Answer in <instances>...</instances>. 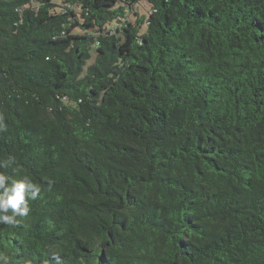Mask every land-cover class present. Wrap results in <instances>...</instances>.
Instances as JSON below:
<instances>
[{
    "label": "trees",
    "instance_id": "1",
    "mask_svg": "<svg viewBox=\"0 0 264 264\" xmlns=\"http://www.w3.org/2000/svg\"><path fill=\"white\" fill-rule=\"evenodd\" d=\"M0 115L9 264H264V0H0Z\"/></svg>",
    "mask_w": 264,
    "mask_h": 264
},
{
    "label": "clouds",
    "instance_id": "2",
    "mask_svg": "<svg viewBox=\"0 0 264 264\" xmlns=\"http://www.w3.org/2000/svg\"><path fill=\"white\" fill-rule=\"evenodd\" d=\"M6 127L0 115V132ZM42 191L41 184L16 165L15 157L0 159V224L19 226L32 210L30 201L39 199ZM0 264H9V257L0 253Z\"/></svg>",
    "mask_w": 264,
    "mask_h": 264
},
{
    "label": "rangeland",
    "instance_id": "3",
    "mask_svg": "<svg viewBox=\"0 0 264 264\" xmlns=\"http://www.w3.org/2000/svg\"><path fill=\"white\" fill-rule=\"evenodd\" d=\"M54 3H59V0H54ZM140 14L146 15L148 13L147 9L140 7Z\"/></svg>",
    "mask_w": 264,
    "mask_h": 264
}]
</instances>
